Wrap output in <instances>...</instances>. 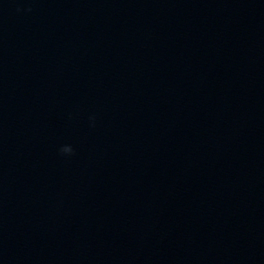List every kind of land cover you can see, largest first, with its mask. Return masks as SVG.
<instances>
[{
	"label": "water",
	"instance_id": "water-1",
	"mask_svg": "<svg viewBox=\"0 0 264 264\" xmlns=\"http://www.w3.org/2000/svg\"><path fill=\"white\" fill-rule=\"evenodd\" d=\"M0 264H264V0H0Z\"/></svg>",
	"mask_w": 264,
	"mask_h": 264
},
{
	"label": "clouds",
	"instance_id": "clouds-1",
	"mask_svg": "<svg viewBox=\"0 0 264 264\" xmlns=\"http://www.w3.org/2000/svg\"><path fill=\"white\" fill-rule=\"evenodd\" d=\"M59 151L62 155H72L74 153V149L71 145H62Z\"/></svg>",
	"mask_w": 264,
	"mask_h": 264
}]
</instances>
